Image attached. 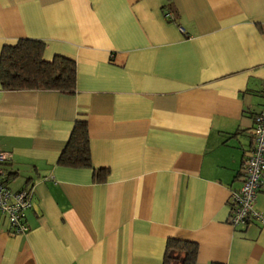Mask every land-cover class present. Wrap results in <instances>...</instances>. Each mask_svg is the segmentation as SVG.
<instances>
[{
	"label": "crops",
	"instance_id": "crops-1",
	"mask_svg": "<svg viewBox=\"0 0 264 264\" xmlns=\"http://www.w3.org/2000/svg\"><path fill=\"white\" fill-rule=\"evenodd\" d=\"M21 38L76 66L75 91L0 86L7 186L33 187L28 231L0 214V264H264V219L229 222L264 104V0H0ZM84 119L89 167L57 163ZM254 208L264 215V176Z\"/></svg>",
	"mask_w": 264,
	"mask_h": 264
},
{
	"label": "trees",
	"instance_id": "trees-1",
	"mask_svg": "<svg viewBox=\"0 0 264 264\" xmlns=\"http://www.w3.org/2000/svg\"><path fill=\"white\" fill-rule=\"evenodd\" d=\"M44 47L43 42L28 38H21L14 44L3 45L0 51L1 88L7 90L48 89L73 93L76 80L74 60L59 54L46 60L43 57ZM57 163L70 167H89L93 170L94 180L104 179V175L101 174H104L107 169L95 168L92 165L84 119L75 121ZM196 250V244L193 242L168 239L162 264H194Z\"/></svg>",
	"mask_w": 264,
	"mask_h": 264
},
{
	"label": "built area",
	"instance_id": "built-area-1",
	"mask_svg": "<svg viewBox=\"0 0 264 264\" xmlns=\"http://www.w3.org/2000/svg\"><path fill=\"white\" fill-rule=\"evenodd\" d=\"M11 154L0 147V214L6 216L10 230L16 234L28 231L26 210L32 206L33 187L11 190L6 184L7 172L1 166L9 162ZM264 176V104L254 115L252 128V147L243 161V180L238 189L230 192L229 222L245 225L251 219H264V215L254 208L256 193L261 187Z\"/></svg>",
	"mask_w": 264,
	"mask_h": 264
},
{
	"label": "rangeland",
	"instance_id": "rangeland-1",
	"mask_svg": "<svg viewBox=\"0 0 264 264\" xmlns=\"http://www.w3.org/2000/svg\"><path fill=\"white\" fill-rule=\"evenodd\" d=\"M172 262V261H171Z\"/></svg>",
	"mask_w": 264,
	"mask_h": 264
}]
</instances>
